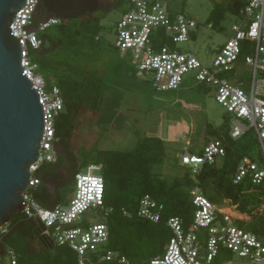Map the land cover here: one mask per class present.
<instances>
[{
	"label": "built area",
	"instance_id": "2783aa9c",
	"mask_svg": "<svg viewBox=\"0 0 264 264\" xmlns=\"http://www.w3.org/2000/svg\"><path fill=\"white\" fill-rule=\"evenodd\" d=\"M126 1L127 8L116 28L115 47L120 57L130 60L139 72L148 76L159 92L178 89L186 77L215 88L218 103L236 119L250 122L249 126L234 123L232 137L254 131L262 156L261 160L244 156L233 183L261 185L264 182V0H244L232 33L211 66H204L193 53L176 48V44L192 38L198 26L193 18L170 11L158 0ZM39 3V0H26L11 25L13 36L20 41L23 72L32 82L44 112L40 159L31 167L30 187L23 195L27 206L22 213L44 225L43 234L47 239L70 248L76 254L77 264L105 261L132 264L126 256L109 249L110 232L106 222L89 224L84 218L91 209L107 210L106 217L111 211L104 205L105 185L99 165L82 167L75 176L74 192L65 204L53 209L42 207L30 193L41 182L34 177L40 164L56 159L55 120L64 108L59 87H48L38 73V64L31 60V52L42 45L40 33L63 21L53 15L39 16ZM164 41L168 43L163 44ZM244 69L251 70L250 79H244L241 72ZM199 148L200 151L184 148L178 154L180 165L193 173L226 154L220 138H213ZM190 194L194 206L190 224L186 226L181 217L168 218L171 237L164 253L151 259L149 264H264V235L238 225L239 213L215 205L198 187ZM232 208L236 211V206ZM163 210L162 203L144 195L137 215L158 223ZM8 232L9 223L0 227V248L16 264L15 250L2 240Z\"/></svg>",
	"mask_w": 264,
	"mask_h": 264
},
{
	"label": "trees",
	"instance_id": "16d2710c",
	"mask_svg": "<svg viewBox=\"0 0 264 264\" xmlns=\"http://www.w3.org/2000/svg\"><path fill=\"white\" fill-rule=\"evenodd\" d=\"M126 2L115 0L107 10ZM244 3V0H229L225 5L215 6L207 20L208 25L221 27L226 12L235 16ZM41 10L39 16H46L45 10ZM95 13L63 20L61 24L46 29L39 35L41 47L31 52L33 62H43V67L56 71L57 80L53 85L59 87L64 101V108L55 120L56 159L41 163L34 173L41 182L30 191L33 198L48 209L65 204L75 187L78 171L89 164L99 165L105 185L104 205L111 209L106 217L110 232L109 249L126 256L132 264H149L151 259L164 253L171 237L168 218L181 217L186 226L190 224L194 211L190 191L195 187L215 205L228 202L236 206L239 213L236 215L237 224L264 235V182L259 186L233 183L244 156L262 159L254 131L249 130L234 138L231 127L222 130L207 122L203 144L213 138L223 140L226 154L220 160L221 165L217 161L203 165L193 173L181 166L179 158L174 156L171 159L174 167L179 165L184 171L171 178L161 174L168 157L160 137H145L129 150L83 149L80 158L73 153L72 136L80 110L87 108L101 112L104 104L103 78L80 64L88 46L100 41V33L104 29L101 16ZM192 150L201 149L196 146ZM144 195H150L164 205L160 222L153 223L138 217L139 201ZM251 218L254 220L248 222ZM2 240L15 250L16 264H77L76 254L70 248L47 239L38 222L28 219L24 213L18 212L11 217L9 232ZM34 241L38 242L41 251L33 247ZM39 252L43 253V263L34 260Z\"/></svg>",
	"mask_w": 264,
	"mask_h": 264
},
{
	"label": "rangeland",
	"instance_id": "374dc122",
	"mask_svg": "<svg viewBox=\"0 0 264 264\" xmlns=\"http://www.w3.org/2000/svg\"><path fill=\"white\" fill-rule=\"evenodd\" d=\"M158 1L170 11L185 14L197 22L192 38L176 44V48L193 53L204 66H211L238 18L226 12L219 28L208 25L207 20L215 6L225 5L229 0ZM126 8L127 2L95 13L101 16L104 29L100 33V41L88 46L80 64L103 78L104 104L101 112L87 108L80 110L71 150L78 157L83 149L129 150L145 137H160L168 157L161 174L171 178L184 171L179 165L174 167L172 157H178L184 148L202 146L206 139L207 122L222 130L234 127V123L249 126L250 122L236 119L218 103L215 88L191 78L186 77L178 89L156 91L149 77L139 72L130 60L122 59L115 47L117 23ZM37 64L38 73L49 85H53L57 80L56 71L43 67V62ZM241 72L244 79H250V69ZM218 164L221 165L220 160ZM50 188L54 187L51 185ZM221 206L238 213L230 203L224 202ZM105 212L107 210L91 209L84 218L89 224L106 222ZM253 220L251 218L248 222ZM33 247L41 251L37 241H34ZM34 260L43 263V253L39 252ZM0 264H12L10 256L2 254L1 248Z\"/></svg>",
	"mask_w": 264,
	"mask_h": 264
},
{
	"label": "water",
	"instance_id": "95a60500",
	"mask_svg": "<svg viewBox=\"0 0 264 264\" xmlns=\"http://www.w3.org/2000/svg\"><path fill=\"white\" fill-rule=\"evenodd\" d=\"M50 16L64 21L92 14L100 0H39ZM26 0H0V227L27 206L31 167L40 159L44 112L21 65L22 53L11 25ZM41 230L44 225L38 222Z\"/></svg>",
	"mask_w": 264,
	"mask_h": 264
},
{
	"label": "flooded vegetation",
	"instance_id": "af4514ba",
	"mask_svg": "<svg viewBox=\"0 0 264 264\" xmlns=\"http://www.w3.org/2000/svg\"><path fill=\"white\" fill-rule=\"evenodd\" d=\"M112 2L111 0H100L101 7L99 10L108 9V5H110ZM42 7L38 9V13H42ZM46 16H50L48 13H46Z\"/></svg>",
	"mask_w": 264,
	"mask_h": 264
},
{
	"label": "crops",
	"instance_id": "0c3cea01",
	"mask_svg": "<svg viewBox=\"0 0 264 264\" xmlns=\"http://www.w3.org/2000/svg\"><path fill=\"white\" fill-rule=\"evenodd\" d=\"M2 251V250H1ZM2 254H3V251H2Z\"/></svg>",
	"mask_w": 264,
	"mask_h": 264
}]
</instances>
